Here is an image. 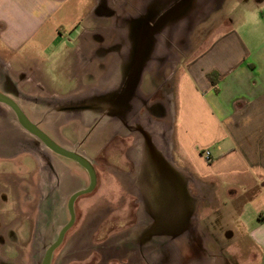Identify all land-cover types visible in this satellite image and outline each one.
<instances>
[{
  "label": "crops",
  "instance_id": "obj_1",
  "mask_svg": "<svg viewBox=\"0 0 264 264\" xmlns=\"http://www.w3.org/2000/svg\"><path fill=\"white\" fill-rule=\"evenodd\" d=\"M132 1L0 0V91L57 144L88 160L100 157L113 140L128 143L123 151H109L114 160L109 171L118 182L115 188L125 184V191L132 187L137 192L132 203L136 219L120 234L109 231L98 238L103 229L93 230L88 238L94 237L96 245L112 240L115 247L100 251L99 256H114L98 264H264V11L253 10L249 0H237L248 12L228 13L221 18L223 27L213 29L220 33L192 45L200 49L178 68L172 146L163 153L150 145L139 120L142 106L164 81L163 73L150 65L160 57L139 60L132 54L150 45L144 36L148 25L139 40L104 37L100 43V35L96 40L102 31L111 33L118 15L136 10L147 17L151 10L156 19L164 10L157 9L160 0H137L131 8ZM224 1L196 0L189 18L196 20L210 5L217 10ZM255 3L264 9V0ZM181 21L173 20L171 30H178ZM65 43L74 45L59 56L38 51ZM54 78L69 88L56 93ZM0 105V158L22 159L15 172L29 174L32 151L24 140L37 138L6 104ZM103 110L108 118L101 119L89 142L94 154L88 155L78 139L67 135L98 124ZM132 130L140 133L145 150ZM122 171L131 178L122 179Z\"/></svg>",
  "mask_w": 264,
  "mask_h": 264
},
{
  "label": "rangeland",
  "instance_id": "obj_2",
  "mask_svg": "<svg viewBox=\"0 0 264 264\" xmlns=\"http://www.w3.org/2000/svg\"><path fill=\"white\" fill-rule=\"evenodd\" d=\"M249 1L253 10L264 11L260 5H255V0ZM195 2L196 0H180V2L178 0H160L158 10L159 8L165 10L169 6L168 8H173L178 13L176 17L169 20V23L174 20L176 24L182 20L181 29L165 32L164 35L161 33V28L157 24L154 25L157 18H154L155 15L151 10L147 17L139 12L137 13L136 10L131 16L118 15L115 17L116 26L111 29V33L102 31L101 34H97L96 40L100 35V43L105 38L107 41L116 40L117 38L121 42L139 40L141 39L140 30L143 26L148 25L149 31L144 36L150 45L143 48L136 47L132 49V54L139 60L142 56H158V59L161 58L158 63L150 65L155 69L158 68L159 73H163L164 81L157 93L149 98L147 105L142 106L145 110L143 109L144 111L139 113V120H142V124L141 122L140 124L146 129L148 140L151 142L150 145L157 152L158 150L163 153L171 151L178 68L188 57L200 49L198 47L194 48L192 45H201L220 33L219 30L216 32L213 29L215 26L217 29L223 27L221 26L223 22L221 18L225 19L228 13L248 12L238 6L237 0H226L217 10L214 9L213 5L208 6L209 10L207 12H203L196 20L192 21L189 18L191 14H189L188 9L190 6H195ZM129 6L131 8L137 6V0L132 1L131 4L129 3ZM170 11L169 13H171ZM170 15L175 14L171 13ZM261 15V13H257V19H261ZM74 36L66 34L65 38H73ZM65 44L66 46L63 45L58 48L47 47L45 50H43V47H38V51L42 49L40 53L43 55L59 56V54L66 51L67 46L72 47L74 45L72 43ZM151 44H156V46H151ZM105 49L102 46L100 51L102 52ZM140 64L137 63L136 68ZM104 68L105 65L101 64V72H105ZM133 74L136 75V70ZM85 78L87 84V80L90 79H87V76ZM52 82V89L56 93L66 88L63 80L54 78ZM98 82L99 79H94L95 84H98ZM103 105L105 106L104 102H102V108H104ZM4 108L8 110L7 107ZM10 112L14 114L12 110ZM0 113H2L1 109ZM108 113V111H101L98 114L100 117V120L97 121L98 124H95L92 128L86 127L80 129L76 136H73V134L67 136L73 141L78 139L79 149L88 155H93L94 152L91 150L89 142L101 127V123H103L101 119L108 118ZM131 133L139 141V148L145 150L140 133L135 130H132ZM29 138L24 140L25 147L30 152L32 151L29 153L31 162L29 164V159H27L28 164L26 165L27 168H30L29 174L20 175L17 171V173L15 172V168H18L17 165L24 163L22 159L7 160L0 158V264H40L47 247L56 239L59 230L69 220L67 208L69 196L79 189L86 188L89 184L88 172L77 162L55 154L44 146L39 139ZM125 141L124 139L123 142H118L117 145L115 142H110L100 157L90 160L96 169V185L90 192L76 198L74 223L67 230L60 245L54 249L51 264H98L101 260L107 261L110 256H114L113 254L99 256L102 250L107 253L110 252L108 250L110 246L111 251H115L112 240L109 245L98 246L94 237L91 239L88 237L91 236L93 230L100 229H103V233L97 234L98 238L106 235L109 231L119 232L120 234L130 229L132 218L136 219L133 208L136 205L132 203L137 201V192L134 191V194L129 190L132 187L125 191V184L123 186L117 185V188H115L118 182H114L112 177H115V175H110L109 171V163L114 161L108 158L109 151H123L126 149L124 147L128 145ZM102 156H105V158ZM63 162L70 163L72 166L64 165ZM7 170L10 171L7 172ZM57 171L60 173H57ZM122 174L124 176L122 179H125L126 176L131 178L130 175H126L124 172ZM22 179L27 180L28 184L23 182ZM184 183L187 182L182 180L183 188ZM126 188H128V185ZM2 190L7 191L6 196ZM11 199L15 200L11 201ZM252 205L247 210L254 208ZM100 220H104V222L101 223ZM113 241L116 242L117 240L113 238ZM217 250L222 251L221 248ZM223 255L222 253L219 256ZM228 257L232 258V256ZM151 258H155V256L153 255ZM234 259H237L236 256H234ZM153 261H150V264L154 263Z\"/></svg>",
  "mask_w": 264,
  "mask_h": 264
},
{
  "label": "water",
  "instance_id": "obj_3",
  "mask_svg": "<svg viewBox=\"0 0 264 264\" xmlns=\"http://www.w3.org/2000/svg\"><path fill=\"white\" fill-rule=\"evenodd\" d=\"M0 102L6 104L14 113L18 123L22 128H24L27 132L35 136L39 139L44 146L50 149L55 154L69 158L77 162L80 166H82L89 175V184L86 188L79 189L73 192L67 202V208L69 211V220L62 226L59 230L56 239L47 247L45 254L42 258L40 264H51V258L53 251L56 247L60 245L62 242L67 230L72 226L75 220V211H74V203L78 196L90 192L96 185V173L95 169L85 156L75 151L66 149L59 144H57L52 138H50L44 131H42L37 125H35L32 121L29 120L24 111L20 108L17 102L10 96L2 93L0 91Z\"/></svg>",
  "mask_w": 264,
  "mask_h": 264
},
{
  "label": "flooded vegetation",
  "instance_id": "obj_4",
  "mask_svg": "<svg viewBox=\"0 0 264 264\" xmlns=\"http://www.w3.org/2000/svg\"><path fill=\"white\" fill-rule=\"evenodd\" d=\"M180 2V0H178ZM169 6L166 7L165 10H163L157 17V21L154 23V25H158L161 28V33L164 35L166 34L165 32H171V26L172 23H169V20L172 19L173 17H176V13L177 11H174L173 8H168ZM169 9V11L172 9V11H170L171 13H174L175 15H170L171 13H169V11H167ZM176 10V9H175ZM189 13H192L194 10L192 9V7L190 6L188 9ZM167 12V14H166ZM153 24V22H152ZM149 31V30H148Z\"/></svg>",
  "mask_w": 264,
  "mask_h": 264
},
{
  "label": "built area",
  "instance_id": "obj_5",
  "mask_svg": "<svg viewBox=\"0 0 264 264\" xmlns=\"http://www.w3.org/2000/svg\"><path fill=\"white\" fill-rule=\"evenodd\" d=\"M205 153H206V155L208 156L209 152H205Z\"/></svg>",
  "mask_w": 264,
  "mask_h": 264
}]
</instances>
